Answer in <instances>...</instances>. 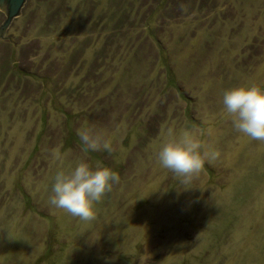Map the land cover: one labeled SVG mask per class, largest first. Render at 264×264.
<instances>
[{"label": "rangeland", "instance_id": "obj_1", "mask_svg": "<svg viewBox=\"0 0 264 264\" xmlns=\"http://www.w3.org/2000/svg\"><path fill=\"white\" fill-rule=\"evenodd\" d=\"M250 82L264 0H26L0 32V264H264V141L221 102ZM169 129L209 154L187 182ZM81 161L119 177L90 220L48 203Z\"/></svg>", "mask_w": 264, "mask_h": 264}, {"label": "clouds", "instance_id": "obj_2", "mask_svg": "<svg viewBox=\"0 0 264 264\" xmlns=\"http://www.w3.org/2000/svg\"><path fill=\"white\" fill-rule=\"evenodd\" d=\"M221 102L236 131L250 139L264 141V87L250 82L227 88ZM200 147L193 132L180 130L173 135L169 129L157 144L156 158L162 168L184 177L187 182L209 155L202 154ZM210 155L214 158L215 153ZM118 179L110 168H92L83 161L67 170L59 168L52 178L48 203L82 220H90L94 216V204Z\"/></svg>", "mask_w": 264, "mask_h": 264}, {"label": "water", "instance_id": "obj_3", "mask_svg": "<svg viewBox=\"0 0 264 264\" xmlns=\"http://www.w3.org/2000/svg\"><path fill=\"white\" fill-rule=\"evenodd\" d=\"M26 0H0V6L5 13V19L0 25V32H7L19 14Z\"/></svg>", "mask_w": 264, "mask_h": 264}]
</instances>
